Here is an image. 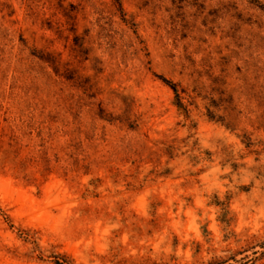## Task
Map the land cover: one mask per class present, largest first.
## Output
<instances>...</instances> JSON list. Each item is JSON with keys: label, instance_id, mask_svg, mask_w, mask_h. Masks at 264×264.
<instances>
[{"label": "rangeland", "instance_id": "obj_1", "mask_svg": "<svg viewBox=\"0 0 264 264\" xmlns=\"http://www.w3.org/2000/svg\"><path fill=\"white\" fill-rule=\"evenodd\" d=\"M0 264H264V0H0Z\"/></svg>", "mask_w": 264, "mask_h": 264}, {"label": "trees", "instance_id": "obj_2", "mask_svg": "<svg viewBox=\"0 0 264 264\" xmlns=\"http://www.w3.org/2000/svg\"><path fill=\"white\" fill-rule=\"evenodd\" d=\"M172 88H173V90L177 93V90L175 89V87L172 86Z\"/></svg>", "mask_w": 264, "mask_h": 264}]
</instances>
